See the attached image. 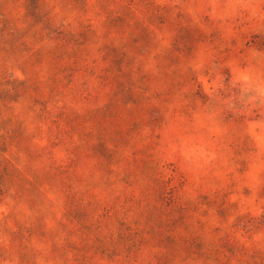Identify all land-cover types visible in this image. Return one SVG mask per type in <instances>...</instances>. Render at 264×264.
Segmentation results:
<instances>
[{
	"label": "rangeland",
	"instance_id": "1",
	"mask_svg": "<svg viewBox=\"0 0 264 264\" xmlns=\"http://www.w3.org/2000/svg\"><path fill=\"white\" fill-rule=\"evenodd\" d=\"M0 264H264V0H0Z\"/></svg>",
	"mask_w": 264,
	"mask_h": 264
}]
</instances>
